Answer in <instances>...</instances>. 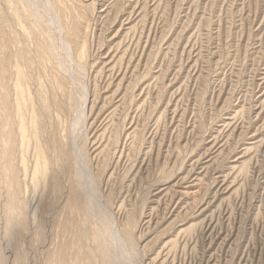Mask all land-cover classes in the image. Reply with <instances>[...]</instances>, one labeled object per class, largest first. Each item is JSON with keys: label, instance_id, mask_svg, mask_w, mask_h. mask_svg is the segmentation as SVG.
Listing matches in <instances>:
<instances>
[{"label": "rangeland", "instance_id": "1", "mask_svg": "<svg viewBox=\"0 0 264 264\" xmlns=\"http://www.w3.org/2000/svg\"><path fill=\"white\" fill-rule=\"evenodd\" d=\"M0 264H264V0H0Z\"/></svg>", "mask_w": 264, "mask_h": 264}, {"label": "bare ground", "instance_id": "2", "mask_svg": "<svg viewBox=\"0 0 264 264\" xmlns=\"http://www.w3.org/2000/svg\"><path fill=\"white\" fill-rule=\"evenodd\" d=\"M24 112V111H23ZM39 156V155H38ZM40 158H42V157H39V160H40ZM40 165L42 166V167H40ZM42 170H44V171H42ZM46 171V165H45V163H41V160L39 161V165H38V168H36V170H35V173H36V175H34L35 176V180L38 182L39 180H41L42 179V177L40 178L39 176H42V173H43V178H44V175H45V172ZM45 172V173H44ZM40 178V179H39ZM172 259V258H171Z\"/></svg>", "mask_w": 264, "mask_h": 264}]
</instances>
